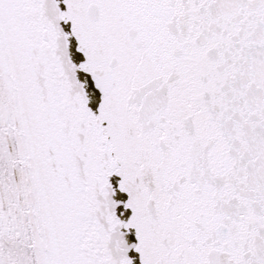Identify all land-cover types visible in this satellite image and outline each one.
I'll return each instance as SVG.
<instances>
[{"label": "snow or ice", "instance_id": "6c2138e0", "mask_svg": "<svg viewBox=\"0 0 264 264\" xmlns=\"http://www.w3.org/2000/svg\"><path fill=\"white\" fill-rule=\"evenodd\" d=\"M0 264H264V0H0Z\"/></svg>", "mask_w": 264, "mask_h": 264}]
</instances>
